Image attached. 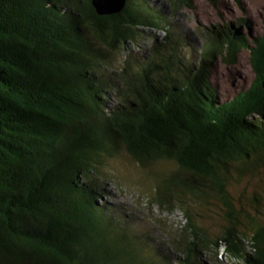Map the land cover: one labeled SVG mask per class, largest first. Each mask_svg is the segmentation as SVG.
<instances>
[{"label": "trees", "instance_id": "obj_1", "mask_svg": "<svg viewBox=\"0 0 264 264\" xmlns=\"http://www.w3.org/2000/svg\"><path fill=\"white\" fill-rule=\"evenodd\" d=\"M143 28L164 41L131 53ZM205 36L187 52L152 0L106 15L92 0H0V264H204L220 244L232 264H264V24L252 38L236 26ZM242 48L254 77L221 98L212 69ZM123 153L153 174L150 204L183 210L190 241L172 242L183 257L103 201ZM253 176L246 205L236 188ZM208 208L217 222L202 227Z\"/></svg>", "mask_w": 264, "mask_h": 264}, {"label": "rangeland", "instance_id": "obj_2", "mask_svg": "<svg viewBox=\"0 0 264 264\" xmlns=\"http://www.w3.org/2000/svg\"><path fill=\"white\" fill-rule=\"evenodd\" d=\"M152 4L166 12L174 24V29L185 34L184 38H188L189 45L191 47L194 45L187 52L194 54H198L204 38H206L205 32L212 26H236L242 34L249 38L259 35L263 30L264 0H241V3H237L236 0H219L217 5L212 4L210 0H191V5L178 7L174 6L172 0H152ZM239 20H242L240 25L237 24ZM143 30L148 32V37L140 40L144 47L130 43L128 50L131 53L148 54L154 44L164 41L165 31L155 28H143ZM249 53L248 49L242 48L238 51L237 61L233 64H228L220 59L216 61L211 78L221 98H231L239 91L249 87L254 77L249 63ZM168 168H170L169 164L161 163L154 170ZM107 169L110 180L104 184V189L111 191L113 195L104 196V200L99 199V201L120 203L127 207V210H133L136 213V225L139 231L164 240L167 242L165 246L168 253L183 257L182 253L175 251L172 242L190 241L187 239V232L182 231L187 219L180 208L170 211L160 208L157 204L149 203L155 184L153 174L140 167L125 153L111 159ZM259 186V176L247 177L237 186V197L243 193L240 198L242 197L246 204L247 197ZM202 211L205 217L197 218L202 227H207L209 222H217V219L214 218L218 216V213L209 210V208ZM217 250V254L210 250H202V262L204 264L237 262L228 257L220 247Z\"/></svg>", "mask_w": 264, "mask_h": 264}, {"label": "water", "instance_id": "obj_3", "mask_svg": "<svg viewBox=\"0 0 264 264\" xmlns=\"http://www.w3.org/2000/svg\"><path fill=\"white\" fill-rule=\"evenodd\" d=\"M92 3L100 15L121 12L126 6V0H92Z\"/></svg>", "mask_w": 264, "mask_h": 264}]
</instances>
